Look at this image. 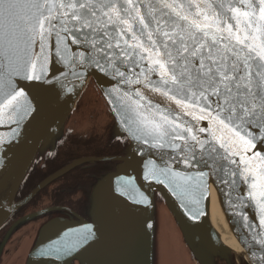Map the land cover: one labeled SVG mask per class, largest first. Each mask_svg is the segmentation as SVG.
Returning <instances> with one entry per match:
<instances>
[{
    "label": "water",
    "instance_id": "95a60500",
    "mask_svg": "<svg viewBox=\"0 0 264 264\" xmlns=\"http://www.w3.org/2000/svg\"><path fill=\"white\" fill-rule=\"evenodd\" d=\"M251 2L258 12V0ZM38 40L31 56L24 51L6 55L0 43V104L13 90L24 93L0 111V230L39 191L16 202L29 173L55 152L69 129L85 126L93 111L102 113L113 138H126L128 145L121 156L98 160L113 162L114 168L95 180L85 214L50 210L52 217L35 225L12 264H233V257L241 255L249 264H264L259 208L264 181L252 172L247 182L223 171L201 178L197 166L162 155L170 149L145 143L151 138L127 97L138 99L139 91L153 104L165 107L166 102L135 83L133 73L139 69L129 73L119 61L110 65L90 42L65 41L67 53L58 54L55 37L48 38L43 53L47 77L43 82L24 79L29 60L40 54ZM117 66L126 73L124 79L116 74ZM36 71H41L39 60ZM128 77L133 83L125 82ZM198 123L208 126L206 120ZM254 151L264 154V144L258 142ZM95 161H74L50 180ZM212 211L219 221H213ZM216 227L236 248L223 243Z\"/></svg>",
    "mask_w": 264,
    "mask_h": 264
},
{
    "label": "snow or ice",
    "instance_id": "6c2138e0",
    "mask_svg": "<svg viewBox=\"0 0 264 264\" xmlns=\"http://www.w3.org/2000/svg\"><path fill=\"white\" fill-rule=\"evenodd\" d=\"M53 36L58 54L67 53L65 41L90 42L110 65L139 69L135 83L166 106L139 91L127 103L151 138L145 143L171 150L162 155L197 166L201 178L223 171L247 182L252 172L264 181V154L254 151L264 144V0H258V12L251 0H0L6 55H33L39 38L40 54L29 60L24 79L47 77L43 53ZM116 74L126 75L119 66ZM125 82L133 83L131 77ZM23 95L13 90L0 111ZM205 120L208 126H199ZM259 208L264 228V203Z\"/></svg>",
    "mask_w": 264,
    "mask_h": 264
},
{
    "label": "flooded vegetation",
    "instance_id": "af4514ba",
    "mask_svg": "<svg viewBox=\"0 0 264 264\" xmlns=\"http://www.w3.org/2000/svg\"><path fill=\"white\" fill-rule=\"evenodd\" d=\"M127 145L126 138H113L110 135L101 112L93 111L85 126L76 125L69 129L55 152L48 154L44 163L32 170L21 186L16 202L24 200L37 188L39 191L0 230V264H12L17 251L35 225L52 217L50 210L65 208L84 215L86 199L95 180L114 168L113 162L98 160L121 156ZM84 159L97 161L78 165L50 180L70 163ZM233 264L249 262L246 256L241 255L233 257Z\"/></svg>",
    "mask_w": 264,
    "mask_h": 264
},
{
    "label": "bare ground",
    "instance_id": "6f19581e",
    "mask_svg": "<svg viewBox=\"0 0 264 264\" xmlns=\"http://www.w3.org/2000/svg\"><path fill=\"white\" fill-rule=\"evenodd\" d=\"M212 216H213V221H219L218 220V217L214 214V212L212 211ZM216 229H217V231H218V233L220 232L221 233V230L220 229H218L217 227H216ZM219 233V234H220ZM221 237H222V240H223V243L225 244V245H227L228 247H230V248H236L235 246H234V244L232 243V241H231V239L228 237V236H225L224 234H222L221 233Z\"/></svg>",
    "mask_w": 264,
    "mask_h": 264
}]
</instances>
